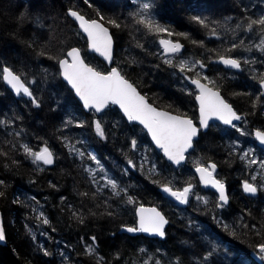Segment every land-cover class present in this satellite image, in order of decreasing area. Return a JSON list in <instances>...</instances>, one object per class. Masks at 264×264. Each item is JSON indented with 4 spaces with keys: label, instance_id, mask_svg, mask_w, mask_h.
Segmentation results:
<instances>
[{
    "label": "trees",
    "instance_id": "1",
    "mask_svg": "<svg viewBox=\"0 0 264 264\" xmlns=\"http://www.w3.org/2000/svg\"><path fill=\"white\" fill-rule=\"evenodd\" d=\"M143 3L154 5L146 15L172 35L149 32L137 23L134 14ZM68 9L109 28L114 40L110 65L88 51ZM194 16L206 18L208 27ZM261 16L264 0H0V70L10 68L32 92L31 97L13 95L0 75V211L6 236L0 264H264L259 251L264 244V168L252 169L236 148L264 128L256 120L252 128L245 127L243 111L250 101L241 97L247 93L244 84L264 74V50L258 47L264 32L259 25L247 28L249 17ZM163 38L182 41L183 51L164 56ZM72 46L96 70L107 73L116 67L151 103L194 121L196 91L190 81L199 78L243 114L241 127L248 131L241 135L211 123L200 131L185 163L173 166L116 106L100 114L83 109L58 68ZM221 55L238 59L240 70L223 69L217 63ZM181 61L192 70L181 72ZM97 121L103 137L96 132ZM25 145L33 152L48 147L53 164L33 163ZM211 163L214 176L227 187L228 203L222 208L193 171ZM108 179L118 185L115 190ZM245 180L257 187L256 193L243 191ZM189 184L192 194L184 206L161 193L165 186L182 190ZM140 205L156 206L166 216L163 239L119 231L136 227ZM88 245L95 251L89 252Z\"/></svg>",
    "mask_w": 264,
    "mask_h": 264
},
{
    "label": "snow or ice",
    "instance_id": "2",
    "mask_svg": "<svg viewBox=\"0 0 264 264\" xmlns=\"http://www.w3.org/2000/svg\"><path fill=\"white\" fill-rule=\"evenodd\" d=\"M87 3L88 0H85ZM91 6V5H89ZM154 5L149 3H143L141 5V11L136 12L134 15L139 17L137 20L138 24L145 26L149 32H168L172 35L169 29L162 27L154 18L148 17L146 14L149 12ZM75 21L79 22V28L82 29L83 33L87 34L90 48L99 53L106 60H112L113 51V39L109 32V29L97 20L86 19L84 15L80 14L75 10H69L68 13ZM101 20L105 19L103 16ZM198 24L208 27L206 18L200 16H194L192 18ZM108 23L114 27H120L116 20H109ZM254 25L261 26V32H264V16L258 19L248 18L247 28L252 30ZM215 32V30H213ZM241 43H243L241 41ZM160 44L164 46V52L175 54L180 52L182 45L178 42L173 43L168 40H161ZM238 45L233 44L232 48H237ZM261 47L264 50V38L261 39ZM69 59H62L59 61L62 74L64 78L71 84L76 94L83 101L85 108L94 109L96 112H101L110 105H118L123 113L127 116L129 121H138L144 128L147 129L148 133L151 134L152 140L155 144L163 150L164 154L169 160L175 164H180L185 159V153L188 149L193 147V139L198 135L199 129L194 125L193 121L189 118L182 117L179 115H173L167 111L158 110L149 104L145 97L142 96L137 89L128 80L124 78L121 72L117 68H112L107 74L97 71L95 68L85 63L81 56V52L77 48H71L67 52ZM221 63L230 68L239 69L241 62L238 59L231 57H225L221 55L219 57ZM170 65L171 60L166 61ZM247 62V61H245ZM200 67L203 68L205 65L201 62ZM186 68L189 71L192 69L188 67L186 62L181 61L179 64V70L183 72ZM2 80L10 85L15 90L17 95L23 93L27 96H32V92L22 81L20 75L15 74L10 68L4 66L0 70ZM207 79V77H204ZM191 83L196 86L199 90V95L196 96V100L199 102L200 111V127H210L209 121L213 118L222 121L226 125H232L233 121H239L241 116L238 115L220 95L219 91H214L209 88L206 84L201 83L200 79H191ZM261 87H264V77L260 79ZM33 102L35 99L33 98ZM96 132L99 136H104L101 123L99 121L95 124ZM237 131H241L237 128ZM241 134H244L243 132ZM256 138L261 144H264V132L257 131ZM133 148L136 147V141H132ZM25 152L33 157V163L42 162L45 165H51L54 162L53 152L48 147L42 148L38 152H33L27 145L24 146ZM81 156L84 153H80ZM249 152L244 153V157L248 156ZM244 157H241L243 159ZM90 159L96 161L99 164L95 155H91ZM257 161L252 159L249 164H255ZM132 164V161H129ZM261 166L264 167V161H261ZM134 167V165H133ZM216 165L211 163L208 167L198 166L196 172L199 173L200 181L211 187L215 188L218 192L219 203L218 207H223L228 203V196L226 194L225 185L222 181L216 179L213 175L215 172ZM256 179L255 176L252 177ZM3 183V181H0ZM107 183L111 185L112 189L115 190L118 185L112 179H108ZM243 191L246 193H256L257 187L252 183L245 180L243 182ZM164 191L169 193L181 204H187L189 196L192 194V185L184 187L182 190H173L172 188L165 186ZM115 195H119V192H114ZM0 196H3V192H0ZM197 199H202L197 197ZM129 202H133L132 198H129ZM205 204L207 200L203 201ZM111 215V213H109ZM139 221L137 227H127V231L130 233L144 232L158 235L160 237L165 236L164 227L168 223L167 219L155 208L145 209L142 206L138 209ZM83 222V221H81ZM44 224H48L47 219L43 220ZM6 239L3 228H0V241ZM95 242V237L92 238ZM88 251L94 252L95 249L92 245H88ZM260 253H264V244L259 245ZM45 255H50L47 251ZM213 253L208 252L205 259L210 257ZM264 259V255L261 256Z\"/></svg>",
    "mask_w": 264,
    "mask_h": 264
},
{
    "label": "water",
    "instance_id": "3",
    "mask_svg": "<svg viewBox=\"0 0 264 264\" xmlns=\"http://www.w3.org/2000/svg\"><path fill=\"white\" fill-rule=\"evenodd\" d=\"M71 10H73V9H71ZM68 13H69V10H68ZM67 13V14H68ZM81 14V13H80ZM83 15V14H82ZM68 16L76 23V25H77V27H78V29H79V31L83 34V36L86 38V41H87V48H88V51L90 52V53H94V54H96V55H98L107 65H110L111 64V61H108V60H106L104 57H102L99 53H96V52H94L91 48H90V45H89V42H88V38H87V34L86 33H83V31H82V29H80L79 28V22L78 21H75L74 20V18L73 17H71L69 14H68ZM85 18L86 19H89V18H87L86 16H85ZM89 20H97L98 22H100L101 24H103L104 25V23L102 22V21H100V20H98V19H89ZM105 26V25H104ZM106 27V26H105ZM108 28V27H107ZM109 29V28H108ZM109 32H110V30H109ZM110 34H111V32H110ZM112 35V34H111ZM112 39H113V37H112ZM161 40H168V41H172L173 43H176V42H178L179 44H181L182 45V48H181V50H180V52H182L183 51V49H184V44L182 43V41H180V40H172V39H169V38H163V39H161ZM160 40V41H161ZM160 46H161V49H162V52H163V54L164 55H166V56H168V55H173V54H170V53H165L164 52V46L163 45H161L160 44ZM71 48H77V49H79L78 47H76V46H73V47H70L68 50H67V52L69 51V50H71ZM80 50V49H79ZM113 50H114V40H113ZM67 52H66V54H67ZM80 52H81V50H80ZM180 52H178V53H180ZM176 54V53H175ZM81 56H82V58H83V55H82V53H81ZM225 57H229V56H225ZM112 58H113V51H112ZM232 58V57H231ZM62 59H69V61H70V58L69 57H67V55L65 56V57H63ZM62 59H60V60H62ZM59 60V61H60ZM83 60H84V58H83ZM85 61V60H84ZM85 63L86 64H88L86 61H85ZM217 63L222 67V68H224V69H230V70H234V71H238L239 69H235V68H230V67H228V66H225L223 63H221L220 62V60H219V58L217 59ZM89 65V64H88ZM90 66V65H89ZM92 67V66H91ZM58 68H59V72H60V77H61V79L69 86V88L72 90V92H73V94H74V96L76 97V99L78 100V102L82 105V107H83V109L85 110V111H89V110H91V108H85L84 107V105H83V101L80 99V97L76 94V92H75V90L72 88V86H71V84H69L68 83V81L64 78V76H63V74H62V69H61V66H60V63L58 62ZM112 68H116V67H112ZM112 68L110 69V71L112 70ZM98 71V70H97ZM109 71V72H110ZM15 73V72H14ZM101 73H103V72H101ZM108 73V72H107ZM107 73H104V74H107ZM16 74V73H15ZM125 78V77H124ZM126 79V78H125ZM194 79H198V78H194ZM126 80H128V79H126ZM22 81H23V79H22ZM131 84H133L130 80H128ZM200 81H201V83H203V84H206L209 88H212L214 91H219L218 89H215V88H213V87H211L209 84H207L206 82H204L203 80H201L200 79ZM24 82V81H23ZM3 83H4V85L6 86V88L13 94V95H17L16 94V92H15V90H13L12 88H11V86L10 85H7L6 84V82H4L3 81ZM25 83V82H24ZM191 85L195 88V91H196V95H195V103H196V106H197V115H198V119H197V123H195V121L193 120V119H191L189 116H185V115H182V114H179V113H176V112H173V111H170V110H167V109H164V108H161V107H158V106H156V105H154L153 103H151L149 100H148V98L143 94V93H141L140 91H139V89L137 88V87H135V85L133 84V86L137 89V91L142 95V96H144L145 97V99H146V101L149 103V104H151L153 107H156L158 110H162V111H167V112H169V113H171V114H173V115H179V116H182V117H186V118H189V119H191L192 121H193V123H194V125L199 129V131L200 130H202V131H205V130H207V128H201L200 127V111H199V102L196 100V96L197 95H199V90L196 88V86L194 85V84H192L191 83ZM219 93H220V95H221V97L228 103V104H230L231 105V103L230 102H228L224 97H223V95L221 94V92L219 91ZM114 106H116L117 107V109L120 111V113L124 116V118L127 120V121H129L128 120V118H127V116L123 113V110L122 109H120L119 108V106L118 105H114ZM232 106V105H231ZM232 108H233V110L238 114V115H240L235 109H234V107L232 106ZM96 114H100V113H102L104 110H102L101 112H96L94 109H92ZM241 116V115H240ZM132 122H134V123H137V124H139L142 128H143V130L145 131V133L147 134V136H148V138H149V140H150V142H151V144L153 145V147L156 149V150H158V151H161V153H162V155L169 161V162H171L172 164H173V166H178V165H182V164H184L185 163V160H186V155L188 154V152L193 148H190V149H188V151L185 153V159L183 160V161H181V163L180 164H175L174 162H172L171 160H169L168 159V157L164 154V152H163V150L162 149H160L156 144H155V142L152 140V137H151V134L150 133H148V131H147V129L146 128H144V126L143 125H141L138 121H132ZM211 122H219L221 125H225V126H227L228 128H232L233 126L232 125H226V124H224L222 121H220V120H217V119H215V118H213V119H211L210 121H209V123H211ZM240 122V120L239 121H233V124H237V123H239ZM257 131H262L263 132V130H255L254 131V135L256 134V132ZM198 134H199V132H198ZM255 137H256V135H255ZM198 138V135L196 136V137H194V139H193V144H194V141L196 140ZM259 145L261 146V147H264V144H261V143H259ZM199 166H201V165H199ZM202 166H204V167H208V166H205V165H202ZM198 167V166H197ZM197 167H195L194 169H193V171H194V173H195V176H196V178H197V180H198V182H199V184L201 185V187L202 188H204V189H209V190H211V191H213L217 196H218V192L216 191V189L215 188H213V187H211L210 185H205V184H203L201 181H200V176H199V173H197L196 172V168ZM216 170V169H215ZM213 175H214V173H213ZM215 177V176H214ZM216 178V177H215ZM217 179V178H216ZM219 180V179H218ZM169 187V186H168ZM174 191L176 190V189H173ZM225 190H226V194H227V187L225 186ZM161 193H162V195L163 196H165L167 199H169V200H171V201H174L175 203H177L178 205H180V206H184V205H186V204H181L179 201H177L174 197H172L169 193H167V192H165L164 191V187L162 188V190H161ZM227 196H228V194H227ZM218 201H219V198H218ZM227 205V204H226ZM143 207V208H145V209H152V208H155L157 211H159L165 218H166V216L163 214V212L159 209V208H157L156 206H153V205H140L137 209H136V212H135V214H136V227L138 226V221H139V215H138V209L140 208V207ZM167 219V218H166ZM167 225V224H166ZM166 225H165V227H164V231H165V228H166ZM127 227H130V226H123V227H121L120 228V232H125V233H128V234H130V235H133V234H135V233H130V232H128L126 229H127ZM0 228H3V230H4V222H3V217H2V213H1V211H0ZM4 233H5V230H4ZM140 233H142L143 235H145V236H148V237H158V238H160V239H163L164 237H160V236H158V235H154V234H151V233H144V232H140ZM6 237V236H5ZM5 242H6V239L4 240V241H0V244L1 245H3V244H5Z\"/></svg>",
    "mask_w": 264,
    "mask_h": 264
},
{
    "label": "flooded vegetation",
    "instance_id": "4",
    "mask_svg": "<svg viewBox=\"0 0 264 264\" xmlns=\"http://www.w3.org/2000/svg\"><path fill=\"white\" fill-rule=\"evenodd\" d=\"M262 77H264V74ZM259 81H260V79L252 88L249 87L250 90L247 93V99L250 102H247L245 104V107H244L245 109L243 111L244 112V125L247 129L252 128L254 126L253 124L256 122H258L259 124H264V87H261V84H259ZM240 114L242 116L240 119L241 121L237 124H234V125H236V127H232L231 129L237 130V128H239L241 130V131H239L241 134L242 132H245L248 130H242L241 125H242V120H243V114L242 113H240ZM254 120H256V122H254ZM212 123L219 124L218 122H212ZM260 130H263V132H264V128H261ZM254 131H253V136L251 137V139H249V138L247 139L246 144H248L249 146L259 147L260 153H263L264 147H261L259 145L260 141L255 137ZM241 135H243V134H241ZM250 143H252V144H250Z\"/></svg>",
    "mask_w": 264,
    "mask_h": 264
},
{
    "label": "rangeland",
    "instance_id": "5",
    "mask_svg": "<svg viewBox=\"0 0 264 264\" xmlns=\"http://www.w3.org/2000/svg\"><path fill=\"white\" fill-rule=\"evenodd\" d=\"M213 76L215 78H217V76H218L217 72L214 71L213 72ZM226 77L227 78H225V79L228 82H230V81L232 82V79L228 76V74L226 75ZM250 82L251 81L249 80L247 82V84H244V86H243L244 90L247 91V93L249 92L250 88H252L257 83V82H252V84H251ZM259 84H260V81H259ZM228 89L231 91L234 88L231 85V86L228 87ZM247 93H243L241 95V97L247 98ZM195 95H196V93H195ZM243 101H245V100H243ZM222 127L225 128V126H222ZM236 148L239 149V154L242 157H244V153L245 152H249V155L246 156V157H244L243 160H244L245 163L248 164V166L252 167V169H255V170L258 171L260 168H262V169L264 168V167L261 166V161H264V155H263L264 152L263 153H260L259 152V147H257V146H249L248 144H245L244 142L241 141V142H238V144L236 145ZM261 156H262V158H261ZM252 159H255L257 162L255 164H249V161L252 160ZM105 179H107V178L105 177Z\"/></svg>",
    "mask_w": 264,
    "mask_h": 264
},
{
    "label": "bare ground",
    "instance_id": "6",
    "mask_svg": "<svg viewBox=\"0 0 264 264\" xmlns=\"http://www.w3.org/2000/svg\"><path fill=\"white\" fill-rule=\"evenodd\" d=\"M68 10H70V9H68ZM68 10H67V13H68ZM237 204H239V203H237ZM5 244H6V242H5ZM5 244H3V245H5ZM1 245V244H0Z\"/></svg>",
    "mask_w": 264,
    "mask_h": 264
}]
</instances>
